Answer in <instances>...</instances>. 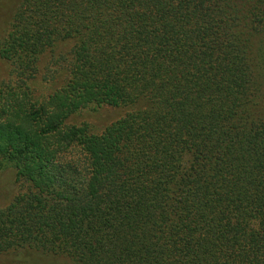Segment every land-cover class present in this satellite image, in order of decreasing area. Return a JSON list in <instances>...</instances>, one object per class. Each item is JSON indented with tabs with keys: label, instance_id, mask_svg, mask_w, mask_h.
<instances>
[{
	"label": "trees",
	"instance_id": "trees-1",
	"mask_svg": "<svg viewBox=\"0 0 264 264\" xmlns=\"http://www.w3.org/2000/svg\"><path fill=\"white\" fill-rule=\"evenodd\" d=\"M0 11V60L19 81L0 115V170L19 188L0 255L264 264V0ZM108 108L123 114L99 125Z\"/></svg>",
	"mask_w": 264,
	"mask_h": 264
},
{
	"label": "rangeland",
	"instance_id": "rangeland-1",
	"mask_svg": "<svg viewBox=\"0 0 264 264\" xmlns=\"http://www.w3.org/2000/svg\"><path fill=\"white\" fill-rule=\"evenodd\" d=\"M6 17L3 12L0 11V33L4 28ZM60 52H66L69 48L68 43H62L58 47ZM16 81L19 83L16 76L10 74V64L0 60V87H3L5 93L0 99V115L3 111L8 109L9 103L7 100V87L15 86ZM123 111L120 109L108 108L101 112L99 116L92 117L94 121L99 125L107 124L116 118L120 117ZM6 120V118H5ZM4 120V121H5ZM77 120V119H76ZM81 120V117L78 119ZM16 173L10 168L0 170V210H3L11 200L18 194V185L15 182ZM0 264H70L67 259L53 258L52 256L40 255L36 252L21 251L16 253H9L6 255H0Z\"/></svg>",
	"mask_w": 264,
	"mask_h": 264
}]
</instances>
